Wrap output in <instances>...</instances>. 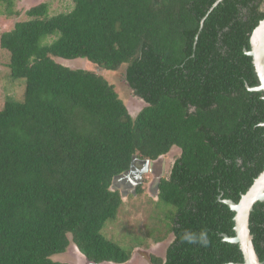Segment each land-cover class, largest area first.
<instances>
[{
  "label": "trees",
  "instance_id": "16d2710c",
  "mask_svg": "<svg viewBox=\"0 0 264 264\" xmlns=\"http://www.w3.org/2000/svg\"><path fill=\"white\" fill-rule=\"evenodd\" d=\"M72 1L54 15L31 5L0 34L10 77L25 81L23 99L0 109V264H69L55 257L70 244L87 262H128L133 249L102 232L124 204L115 181L133 156L173 148L180 154L156 185L169 207L156 226L173 239L150 264L242 262L222 237L234 235L223 199L237 202L264 168V99L248 89L258 79L245 53L264 12L239 16L251 0ZM15 3L0 0V12L18 15ZM124 65L146 103L134 116L106 77ZM249 229L264 264V201Z\"/></svg>",
  "mask_w": 264,
  "mask_h": 264
},
{
  "label": "rangeland",
  "instance_id": "374dc122",
  "mask_svg": "<svg viewBox=\"0 0 264 264\" xmlns=\"http://www.w3.org/2000/svg\"><path fill=\"white\" fill-rule=\"evenodd\" d=\"M41 2H46L48 4L49 15L69 12L73 8L72 0H16L14 9L18 11V15L5 17V14L0 12V34L10 30L16 21L26 19L27 16L25 15V11L31 5ZM52 39L53 37H48L45 42L49 43ZM56 60L64 62V64L71 68H92V66H87L85 63L86 61H83L85 59L82 60V58L73 60L56 58ZM8 62V51L0 47V109L7 100L20 101L23 99L25 81L23 78L12 79L10 77L7 66ZM124 68L125 65L117 71H109L106 77H108L111 83L115 84L120 98L125 102L130 114L134 116L146 103L136 96L134 91L128 86L124 78ZM170 153H177L176 155H178L179 150L173 148ZM163 160L159 161L160 167L161 169H166L172 162L171 155H164ZM154 170L155 169L151 167V170L144 174L143 181L141 182V187L144 189L141 195L129 197L127 194L135 190L130 191L115 183V186H118L124 194V204L121 211L117 214L116 220H108L105 222L102 232L109 240L117 243L121 247L133 249V254L126 264H150L149 256L151 254L164 257L166 247L173 239L171 233L164 235V233H162L164 229L161 228V232L156 226L163 212L167 211L169 207L165 206L162 202L159 203L155 195L156 187H154L155 183L153 180ZM165 173L167 175V172ZM155 238H159V240ZM55 258L56 260L65 261L69 264H87L73 244L69 245L65 253Z\"/></svg>",
  "mask_w": 264,
  "mask_h": 264
},
{
  "label": "water",
  "instance_id": "95a60500",
  "mask_svg": "<svg viewBox=\"0 0 264 264\" xmlns=\"http://www.w3.org/2000/svg\"><path fill=\"white\" fill-rule=\"evenodd\" d=\"M250 49L245 53L252 57V64L258 79V84L254 87H248L249 90L261 91L264 99V19L253 29L250 35ZM264 125V123H262ZM162 156L157 159L162 158ZM154 160L139 159L133 156L127 171L118 176V178L127 177L132 184V173L145 174L150 171ZM117 178V179H118ZM132 179V180H131ZM258 201H264V168L253 180L248 189L240 195L237 202L231 199H223V202L229 206L234 212V235L229 236L222 234L223 240L238 244L242 252V262H227L225 264H263L255 251L252 241V234L249 229V216L253 210V206ZM87 264H96L93 262H86ZM98 264H107L105 262Z\"/></svg>",
  "mask_w": 264,
  "mask_h": 264
},
{
  "label": "flooded vegetation",
  "instance_id": "af4514ba",
  "mask_svg": "<svg viewBox=\"0 0 264 264\" xmlns=\"http://www.w3.org/2000/svg\"><path fill=\"white\" fill-rule=\"evenodd\" d=\"M248 3H249L248 4L249 7L243 6L241 4H238L237 5L238 6V10H237L238 12L237 13L239 14V16H242V18L244 20L249 15V8L250 7L258 8L259 12H264V0H251ZM194 110H195L194 107H189L188 108V111L189 112H192ZM176 154L177 153H173V154L172 153H169V154H167V155H171L172 162H171V164H169V166L166 169L165 168L164 169L163 168L161 169V167H160V162L159 161H162L163 158H162V160L161 159L154 160V163L151 165V167H153L155 169L154 172H153V174H154L153 180H154V183H155V186L154 187H156V185H157V183H158V181H159V179L161 177H163V176L168 177L169 176L170 169H171L174 161L177 159V155ZM163 162H164V160H163ZM165 163H164V165H165ZM151 167H150V169H151ZM136 172L135 173H132V176H131V178H133V180L132 179L131 180L136 183L135 185L132 184V182L129 181V179L127 177H125L123 179L118 178L117 181H115V183H117L120 186H123V188L129 189L130 191L135 190L136 186L143 181V176H144V174L142 175V174L136 173ZM165 172H167V175H166Z\"/></svg>",
  "mask_w": 264,
  "mask_h": 264
},
{
  "label": "clouds",
  "instance_id": "9594fccd",
  "mask_svg": "<svg viewBox=\"0 0 264 264\" xmlns=\"http://www.w3.org/2000/svg\"><path fill=\"white\" fill-rule=\"evenodd\" d=\"M178 149V148H177ZM179 150V154H180V149H178ZM171 151V150H170ZM170 151L167 153V154H169L170 153ZM167 154H165V155H167ZM179 154L177 155V157L179 156ZM164 156V155H163ZM163 158V157H162ZM162 158H160V159H162ZM151 170V169H150ZM143 175V174H142ZM156 193V192H155ZM156 195V194H155ZM165 254V253H164ZM83 257V256H82ZM83 259H84V261L85 262H87L86 260H85V258L83 257ZM102 263V262H101ZM105 263H107V264H114V263H110V262H105ZM127 263V262H126ZM126 263H124V264H126Z\"/></svg>",
  "mask_w": 264,
  "mask_h": 264
}]
</instances>
